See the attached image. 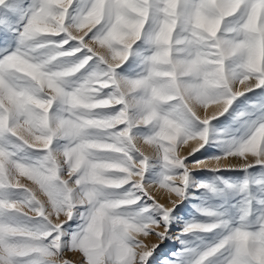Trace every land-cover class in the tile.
Here are the masks:
<instances>
[{
	"label": "snow or ice",
	"instance_id": "6c2138e0",
	"mask_svg": "<svg viewBox=\"0 0 264 264\" xmlns=\"http://www.w3.org/2000/svg\"><path fill=\"white\" fill-rule=\"evenodd\" d=\"M66 252L264 264V0H0V264Z\"/></svg>",
	"mask_w": 264,
	"mask_h": 264
},
{
	"label": "rangeland",
	"instance_id": "374dc122",
	"mask_svg": "<svg viewBox=\"0 0 264 264\" xmlns=\"http://www.w3.org/2000/svg\"><path fill=\"white\" fill-rule=\"evenodd\" d=\"M76 34V33H74ZM82 34V33H81ZM258 91V90H257ZM248 95H252L251 93H248ZM212 112V109L209 111L208 114H211ZM201 116H203V112L201 111L200 113ZM142 150H144V146L141 144L140 145ZM182 155H186V153L182 152L181 153ZM251 160V158H250ZM231 163L233 164H239V163H242V161L238 160V159H232L230 161ZM229 175H240V173H228ZM24 183H26L28 185V187L30 188H35V186L33 184H31V182H28V181H23ZM152 194L154 196H156L157 199L160 200L161 203H164L166 206H170L167 202V199H166V193H163L161 190L159 189H154L152 191ZM37 195L39 196L40 199H44L43 196H40L39 193H37ZM162 197H165V198H162ZM31 215V213H30ZM162 230V229H161ZM173 234L176 233V229L174 228L173 230ZM146 243H159V241L156 239L155 236H152V237H149L148 240L146 241ZM178 243L177 244H172L171 242H165L164 244L161 245V248L157 251V257H163L165 255H168L169 252L171 251H175V249L178 247ZM64 258L67 259L70 264H82V257L79 253H73V252H66L64 254Z\"/></svg>",
	"mask_w": 264,
	"mask_h": 264
},
{
	"label": "bare ground",
	"instance_id": "6f19581e",
	"mask_svg": "<svg viewBox=\"0 0 264 264\" xmlns=\"http://www.w3.org/2000/svg\"><path fill=\"white\" fill-rule=\"evenodd\" d=\"M211 109H209V111H210ZM204 114V113H203Z\"/></svg>",
	"mask_w": 264,
	"mask_h": 264
}]
</instances>
